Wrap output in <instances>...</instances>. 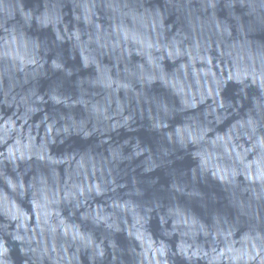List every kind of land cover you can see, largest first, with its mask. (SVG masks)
I'll return each mask as SVG.
<instances>
[{
  "label": "water",
  "instance_id": "obj_1",
  "mask_svg": "<svg viewBox=\"0 0 264 264\" xmlns=\"http://www.w3.org/2000/svg\"><path fill=\"white\" fill-rule=\"evenodd\" d=\"M239 9L0 0L10 264H264V84L220 39Z\"/></svg>",
  "mask_w": 264,
  "mask_h": 264
},
{
  "label": "clouds",
  "instance_id": "obj_2",
  "mask_svg": "<svg viewBox=\"0 0 264 264\" xmlns=\"http://www.w3.org/2000/svg\"><path fill=\"white\" fill-rule=\"evenodd\" d=\"M240 5L239 12L233 15L229 22L225 23L223 31L220 33L221 42L224 44L225 55L233 61L236 72L229 71V79H243L251 77L255 82L260 80L264 84V0H259V4L253 6L249 0H237ZM164 73L162 70L154 74V78L162 79ZM221 73L220 80H223ZM157 109L165 116L169 113L167 104L163 97L155 105ZM187 139L191 141L194 135V129L185 128ZM183 147V145H182ZM23 188V185L20 186ZM8 249L0 242V264H10V258L7 257Z\"/></svg>",
  "mask_w": 264,
  "mask_h": 264
}]
</instances>
